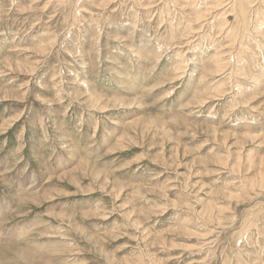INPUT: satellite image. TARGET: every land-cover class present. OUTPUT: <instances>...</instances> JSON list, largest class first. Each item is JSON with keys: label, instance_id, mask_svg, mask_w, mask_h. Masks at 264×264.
Instances as JSON below:
<instances>
[{"label": "rangeland", "instance_id": "rangeland-1", "mask_svg": "<svg viewBox=\"0 0 264 264\" xmlns=\"http://www.w3.org/2000/svg\"><path fill=\"white\" fill-rule=\"evenodd\" d=\"M261 1L0 0V264H264Z\"/></svg>", "mask_w": 264, "mask_h": 264}, {"label": "bare ground", "instance_id": "bare-ground-1", "mask_svg": "<svg viewBox=\"0 0 264 264\" xmlns=\"http://www.w3.org/2000/svg\"><path fill=\"white\" fill-rule=\"evenodd\" d=\"M217 1V0H216ZM235 1V0H234ZM261 2H263V4H264V0L263 1H261ZM251 4V3H250ZM238 7V9L240 10V13H242V15H244V16H247L246 14H244V13H247V10H245V7H244V5L242 4V3H240V5H238L237 6ZM264 7V6H263ZM263 10H264V8H263ZM255 11V10H254ZM254 11L253 10H251V12L252 13H254ZM212 16V15H211ZM214 17V16H213ZM206 18V17H205ZM212 19V18H211ZM262 22H264V21H262ZM259 26L260 27H264V25H261V24H259ZM245 32V31H244ZM261 32H263V31H261ZM229 34H230V32H229ZM239 34V33H238ZM237 34V35H238ZM240 35V34H239ZM233 38V41L231 42V45L229 46V49H230V52L229 53H227L228 51H226L225 52V55L222 57H220V59H218L219 61L220 60H222V61H225V60H229V59H231L230 57H232L233 56V54H234V49H236V48H234L235 47V43H236V36L234 37H232ZM238 44V43H237ZM236 44V45H237ZM239 45V44H238ZM237 48H238V46H237ZM228 49V50H229ZM233 49V50H232ZM236 51H237V49H236ZM222 52V51H221ZM223 53V52H222ZM236 53V52H235ZM235 55V54H234ZM226 58V59H225ZM236 58V57H235ZM234 61V60H233ZM234 63L236 64V61H234ZM223 64V63H222ZM232 64V63H231ZM227 65V64H226ZM233 65V64H232Z\"/></svg>", "mask_w": 264, "mask_h": 264}]
</instances>
